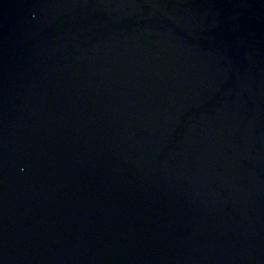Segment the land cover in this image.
<instances>
[{
	"label": "water",
	"instance_id": "1",
	"mask_svg": "<svg viewBox=\"0 0 264 264\" xmlns=\"http://www.w3.org/2000/svg\"><path fill=\"white\" fill-rule=\"evenodd\" d=\"M0 264H264V0H0Z\"/></svg>",
	"mask_w": 264,
	"mask_h": 264
}]
</instances>
